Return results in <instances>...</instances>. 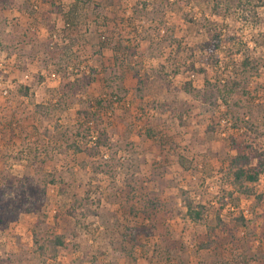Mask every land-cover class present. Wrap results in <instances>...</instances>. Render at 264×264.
I'll return each instance as SVG.
<instances>
[{
  "label": "rangeland",
  "instance_id": "rangeland-1",
  "mask_svg": "<svg viewBox=\"0 0 264 264\" xmlns=\"http://www.w3.org/2000/svg\"><path fill=\"white\" fill-rule=\"evenodd\" d=\"M73 1L0 0V264H264V172L247 194L228 166L238 149L253 165L264 150V0L58 12ZM244 55L256 69L240 66ZM182 190L204 205L201 220ZM218 213L231 230L244 217L237 241L197 248Z\"/></svg>",
  "mask_w": 264,
  "mask_h": 264
},
{
  "label": "trees",
  "instance_id": "trees-1",
  "mask_svg": "<svg viewBox=\"0 0 264 264\" xmlns=\"http://www.w3.org/2000/svg\"><path fill=\"white\" fill-rule=\"evenodd\" d=\"M91 0H74L72 4H70L67 9H65V11L62 13V9L59 10L58 12L60 14H64L66 17L69 16L70 14H73V11L75 10L76 6L78 5L79 2L82 3H88ZM70 15V16H71ZM65 23V22H64ZM67 25V22L65 23ZM65 25V26H66ZM63 26V27H65ZM220 45V41H219V36L214 34L213 38L211 41L205 42L204 46L206 48H208L211 52H215L214 50ZM256 61L254 59H251L249 56L244 55L243 59L241 60V62L239 63L240 66L242 65V67H247L249 66L252 69H256L255 63ZM185 89H187V87H185ZM190 90V89H187ZM221 90L220 94L222 96H228L227 94H229L232 90ZM22 92L26 93L27 92V88L23 87ZM224 100L226 101L227 99L225 97H223ZM228 102V101H227ZM92 109V111H84V113L87 115V117H91L90 120H92V118L95 121H99L100 120V114L103 108V100L101 99H97L96 100V104H94L93 107H90ZM185 112L181 111L179 112V115H177L180 120L182 118V116H184ZM180 123L182 124V121H180ZM95 144H97V146H101L104 144H107L106 138H105V134L104 132H99L97 137H96V141ZM72 146H74V149L76 151L81 150V147L79 144H77V146H75V144ZM248 148V147H247ZM248 150L243 149H238L236 151V153L230 158L229 161V170L231 172L232 175V179H231V185L234 187V191H239L241 193H247L249 194L252 190L250 188L247 187V183H252L255 182L258 178V176L264 172V150H262L257 158H256V164L253 165L251 164V156L248 153ZM182 159H184L183 157H178L179 160V164L180 166L184 167L185 165L183 164ZM127 192L128 193H132L134 190V183L133 182H129L127 185ZM229 196L233 195L232 191H228L227 193ZM181 199L184 203V206L186 208V214L187 216H189L193 221L197 222L199 220L202 219V213L204 210V205L199 204L198 206H194L192 205V202L190 201V199L188 198L186 191L182 190L181 191ZM160 201L158 198L153 200H146L145 203L142 204V211L143 213L147 216V217H151L153 218V214L156 212V209H158L160 207ZM134 210V213H137V209L139 207H132ZM140 209V208H139ZM237 222V225L235 227V230H231L230 228V224L227 221L222 220V218L220 217L219 213L218 215L215 217V219L212 220V222L206 227V230L203 234L198 235L197 239H196V245L197 248L199 249H205V250H211V251H217L222 244L224 243H233L236 240V234H237V229L239 224L243 225L245 223V219L242 215H239L236 219H234ZM136 240V242L140 243V238L138 236H136V238H134ZM53 241V242H52ZM51 242L55 245H62L63 244V236L62 235H55L54 239Z\"/></svg>",
  "mask_w": 264,
  "mask_h": 264
},
{
  "label": "built area",
  "instance_id": "built-area-1",
  "mask_svg": "<svg viewBox=\"0 0 264 264\" xmlns=\"http://www.w3.org/2000/svg\"><path fill=\"white\" fill-rule=\"evenodd\" d=\"M25 78H27V75H25ZM7 92H8V91H7V89H5V88L2 90V94H3V95H6Z\"/></svg>",
  "mask_w": 264,
  "mask_h": 264
}]
</instances>
